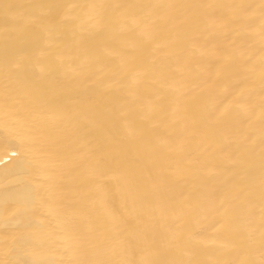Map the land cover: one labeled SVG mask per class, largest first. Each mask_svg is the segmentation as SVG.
Wrapping results in <instances>:
<instances>
[{"label": "bare ground", "instance_id": "obj_1", "mask_svg": "<svg viewBox=\"0 0 264 264\" xmlns=\"http://www.w3.org/2000/svg\"><path fill=\"white\" fill-rule=\"evenodd\" d=\"M0 264H264V0H0Z\"/></svg>", "mask_w": 264, "mask_h": 264}]
</instances>
